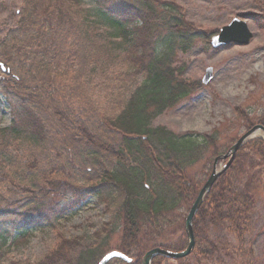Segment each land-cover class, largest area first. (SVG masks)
I'll list each match as a JSON object with an SVG mask.
<instances>
[{
    "label": "trees",
    "instance_id": "obj_1",
    "mask_svg": "<svg viewBox=\"0 0 264 264\" xmlns=\"http://www.w3.org/2000/svg\"><path fill=\"white\" fill-rule=\"evenodd\" d=\"M93 5L100 28L114 32L128 65L109 108L83 87L85 73H106V65L84 32L79 0H25L16 26L0 40L5 66L0 102L11 116L9 126L0 128V235L12 234L17 244L33 230L53 229L57 243L35 264H97L113 249L140 264L152 247L182 250L184 215L178 213L199 190L187 168L202 151L220 155L216 135L197 142L191 133L151 126L203 88L183 77L186 65L178 63V54L199 43L211 48L216 31L188 22L185 9L174 2L93 0ZM18 142L29 147L22 150ZM260 174L264 149L257 139L236 153L205 196L193 221L194 254L207 260L226 251L208 236L209 228H223L243 243ZM91 199L105 206L111 220L90 237L65 238L57 224ZM152 264L183 260L156 257Z\"/></svg>",
    "mask_w": 264,
    "mask_h": 264
},
{
    "label": "rangeland",
    "instance_id": "obj_2",
    "mask_svg": "<svg viewBox=\"0 0 264 264\" xmlns=\"http://www.w3.org/2000/svg\"><path fill=\"white\" fill-rule=\"evenodd\" d=\"M162 1L181 6L185 9L188 22L208 31L220 29L238 14H255L244 18L252 33L247 45L206 48L199 43L188 53L178 54V63L186 65L183 74L186 80L200 82L208 67L212 68V78L191 98L151 121L152 127L162 126L176 135L191 133L190 137L197 142L201 141L199 136L216 135V151L223 154L246 131V124L264 121V0ZM24 2L0 0V40L8 29L16 26ZM79 5L85 21L84 32L90 35L88 40L96 45L94 52H97L101 65H106V73H99L98 70L95 75L93 72L90 75L85 73L83 87L96 93L102 107L109 108L116 104L115 100L119 97L117 90L122 84L117 78H122L121 74L128 71V65L121 54L119 40L113 38L114 32L100 28L93 0H79ZM0 68L1 78L5 66L0 64ZM236 108L242 110L240 114L236 113ZM9 123V108L1 100L0 128L7 127ZM18 143L22 150L29 147L27 143ZM30 147L38 150V145ZM212 151H202L199 161L187 168L186 172L192 179L197 176L199 188L211 171ZM259 179L255 186L250 226L243 243L239 245L223 228H209L208 236L220 240L226 251L222 250L207 260L192 253L183 259V264H264V175L260 174ZM187 209L183 207L178 214L185 216ZM111 216L102 203L91 199L72 216L59 222L56 228L65 238L90 237L103 223L109 222ZM13 240L12 234L0 235V264H23L26 261L35 264L57 243V236L53 229L41 228L33 230L25 241L15 244Z\"/></svg>",
    "mask_w": 264,
    "mask_h": 264
},
{
    "label": "water",
    "instance_id": "obj_3",
    "mask_svg": "<svg viewBox=\"0 0 264 264\" xmlns=\"http://www.w3.org/2000/svg\"><path fill=\"white\" fill-rule=\"evenodd\" d=\"M252 38V33L249 31L247 24L244 20L239 17H235L232 21L225 27H222L216 36L211 39V45L214 48L228 44H248ZM212 78V68H207L205 75L202 79L203 84H207ZM254 137H258L264 142V127L261 125H255L249 130H247L242 136H240L232 146L226 151L225 154L216 157L213 161L212 171L200 188L194 202L190 206L187 215L184 220V229L187 236V246L183 251L172 252L159 247L153 248L147 251L142 259L141 264H151L152 259L156 256H161L167 259H182L190 255L194 248L195 239L192 229V221L196 215L199 207L203 203L204 197L209 193L214 183L217 179L228 169V167L233 162L236 152L249 140ZM219 161H226L225 164L218 168L217 164ZM120 259L125 263H131V259L126 257L124 254L118 251H111L104 255L98 264H106L111 259Z\"/></svg>",
    "mask_w": 264,
    "mask_h": 264
}]
</instances>
